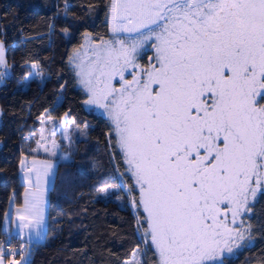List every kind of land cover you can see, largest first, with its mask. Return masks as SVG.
<instances>
[{"label":"snow or ice","instance_id":"1","mask_svg":"<svg viewBox=\"0 0 264 264\" xmlns=\"http://www.w3.org/2000/svg\"><path fill=\"white\" fill-rule=\"evenodd\" d=\"M111 19L113 33L155 38L158 66L126 81L138 44L109 43L82 72L87 103L111 117L159 264H208L222 237L243 238L228 210L235 223L264 187V0H111ZM28 211L39 234L42 201Z\"/></svg>","mask_w":264,"mask_h":264},{"label":"trees","instance_id":"2","mask_svg":"<svg viewBox=\"0 0 264 264\" xmlns=\"http://www.w3.org/2000/svg\"><path fill=\"white\" fill-rule=\"evenodd\" d=\"M110 5L111 0H0L2 54L11 65L0 83V223L10 198L21 200L19 159L34 145L39 117L66 115L86 124L88 134L77 141L70 159L57 163L45 237L32 243L27 264H123L137 247L142 264H159L113 125L86 108L87 94L69 63L84 35L95 41L109 35ZM31 64L44 77L22 84ZM108 188L115 193L107 194ZM243 223L244 243L220 264H264V190ZM3 233L0 228V240Z\"/></svg>","mask_w":264,"mask_h":264},{"label":"rangeland","instance_id":"3","mask_svg":"<svg viewBox=\"0 0 264 264\" xmlns=\"http://www.w3.org/2000/svg\"><path fill=\"white\" fill-rule=\"evenodd\" d=\"M108 23H109V35L99 41L93 40L88 34L84 35L80 46L74 49L69 57V63L73 68L78 85L86 92L87 98L85 101V106L88 109H92L95 112H98L106 116L109 121L112 123L113 128L115 127L111 117L108 112L98 104H90L87 101L90 99L91 93L88 88L82 83V80L85 77L82 75V72H87L88 69L93 66L97 61V53L103 54V50L108 46L109 43L115 46L117 40H124L125 43L131 47L133 42L136 41L138 46L136 52L133 54L132 63L128 64L123 68L124 80L132 81L134 77H140V69L137 67V62L140 60L142 52L140 51L141 46L150 47L151 43L157 44L155 38L140 44L138 41L137 33H113L112 32V19H111V5L108 12ZM157 55L156 47L154 46V59ZM156 60V59H155ZM10 63H8L3 54L0 55V83L3 81L4 76L8 75L11 70ZM119 67V66H118ZM44 73L36 64H31L29 70L24 74V77L21 79L22 84H26L31 78H43ZM124 81L120 79L119 75L112 77L111 86L115 88H120ZM155 88L156 86L153 85ZM259 104H264L260 101V98L257 97ZM40 125L38 132L35 136L34 145L31 149L21 154L19 159V176L20 181L23 184L21 192V200L18 203H14L13 198H10L6 209L3 212L0 228L4 232L0 240V261L2 264H27L29 259V252L32 243L44 239L45 230H46V217H47V200L48 192L53 183L55 169L57 163L60 159H70L71 151L76 147L78 140L84 139L88 136L86 124L76 123L66 115L62 117H56L51 114L43 113L40 117ZM115 131V130H114ZM116 134V132H115ZM118 141V137L116 134ZM44 151H50L52 155H59V158H52L44 155ZM39 153V154H37ZM35 162V163H34ZM45 162L50 163L52 168L48 172V176H44ZM129 166V165H128ZM130 168V167H129ZM132 175H133V170ZM40 173V184H48V191L46 195L42 197V206L44 209V223L42 232L40 228V235L37 234V230L34 227H28V220L31 219L30 212L28 209L31 208L33 204L31 196H28V191H32V186L37 185V174ZM135 180V177L133 175ZM136 183V180L134 181ZM137 185V183H136ZM255 186V185H253ZM139 189V185H137ZM107 194H114L115 188H108ZM260 190H264V187L257 190L255 196ZM140 194V190H139ZM255 196L249 195V199L244 206V209L236 217L235 223H232L231 210H228V225L230 228L238 231L241 236H236L233 234L231 237H222L219 250L215 256L214 260L208 262V264H220L223 257L226 255L232 254L236 249L240 248L244 243L247 233L246 227L243 223V216L249 211L251 202L254 200ZM30 199V200H29ZM122 199H120L121 201ZM142 206V205H141ZM226 204H222L221 208H225ZM143 208V206H142ZM144 210V208H143ZM146 217L147 213L144 210ZM21 216L26 217L25 221H21ZM223 219V217H221ZM21 223H24L26 229L21 227ZM148 225V223H147ZM9 226L12 228L10 229ZM16 229H21L20 232H14ZM25 231V232H24ZM24 233H30L34 235L33 239L23 238L25 237ZM18 236V239H13L10 245H5L3 239L7 237L6 235ZM22 234V235H21ZM38 235V236H37ZM150 236V235H149ZM151 239V237H150ZM229 248L231 251H229ZM142 264V257L139 247L135 248L132 256L129 259L123 261V264H136V262Z\"/></svg>","mask_w":264,"mask_h":264},{"label":"crops","instance_id":"4","mask_svg":"<svg viewBox=\"0 0 264 264\" xmlns=\"http://www.w3.org/2000/svg\"><path fill=\"white\" fill-rule=\"evenodd\" d=\"M37 154H39V153H37ZM42 154L47 155L48 157L57 158V160L59 158V155H52L50 153V151H44V153H42ZM47 191H48V184L45 183L44 185H39V187L37 185H33L32 191L31 192L28 191L27 193H28V196H31L32 202L35 203L37 201V199L42 200L43 195H46ZM9 228L12 229L10 226H9ZM42 228H43V225L41 226V232H42ZM24 229H26V226L24 227ZM20 230L21 229H16L14 232L18 233V232H20ZM24 234H25V237H23V238H25V239L36 238V237H34V235H32L30 233H24ZM39 235H40V233H39ZM33 240H36V239H33Z\"/></svg>","mask_w":264,"mask_h":264},{"label":"flooded vegetation","instance_id":"5","mask_svg":"<svg viewBox=\"0 0 264 264\" xmlns=\"http://www.w3.org/2000/svg\"><path fill=\"white\" fill-rule=\"evenodd\" d=\"M154 45V43H151L149 48L146 45L140 47L142 54L140 60L137 62V67L140 69L141 73L140 75H143L141 69L151 68L153 65L158 66L157 61L154 59Z\"/></svg>","mask_w":264,"mask_h":264},{"label":"built area","instance_id":"6","mask_svg":"<svg viewBox=\"0 0 264 264\" xmlns=\"http://www.w3.org/2000/svg\"><path fill=\"white\" fill-rule=\"evenodd\" d=\"M6 236L7 237H5L3 239V242H4L5 245H10L12 243L13 239H18L19 238L18 236H14V235H10V234H8Z\"/></svg>","mask_w":264,"mask_h":264},{"label":"water","instance_id":"7","mask_svg":"<svg viewBox=\"0 0 264 264\" xmlns=\"http://www.w3.org/2000/svg\"><path fill=\"white\" fill-rule=\"evenodd\" d=\"M0 45H2V49H0V55L2 54V52H3V43H2V41L0 40Z\"/></svg>","mask_w":264,"mask_h":264}]
</instances>
